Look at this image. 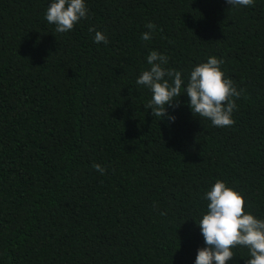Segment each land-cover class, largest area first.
I'll list each match as a JSON object with an SVG mask.
<instances>
[{"label": "trees", "instance_id": "16d2710c", "mask_svg": "<svg viewBox=\"0 0 264 264\" xmlns=\"http://www.w3.org/2000/svg\"><path fill=\"white\" fill-rule=\"evenodd\" d=\"M50 2L0 0V264H194L217 179L264 218V0H87L66 34ZM151 50L185 76L222 60L242 90L235 123L195 116L186 95L174 123L145 110L135 81Z\"/></svg>", "mask_w": 264, "mask_h": 264}, {"label": "clouds", "instance_id": "9594fccd", "mask_svg": "<svg viewBox=\"0 0 264 264\" xmlns=\"http://www.w3.org/2000/svg\"><path fill=\"white\" fill-rule=\"evenodd\" d=\"M225 2L230 9H239L253 6L255 0ZM88 17L87 0H51L45 11L46 21L60 34L69 33ZM146 27L149 31L141 34L144 41L152 38L155 25L148 23ZM89 31L95 33L94 43H108L107 36L101 31L92 27ZM146 62L149 67L139 74L135 83L151 93L144 109H151L154 117L174 123L176 117L168 113L167 108L186 95V105L195 116L220 128L235 123L233 112L238 108L236 100L241 97L242 90L226 76L221 67L222 60L209 56L192 66L186 76L182 71L167 68V56L157 50L148 53ZM93 167L104 174L105 169L99 164ZM203 199L206 210L198 222L195 220L203 237V246L197 249L194 264H228L235 256L233 250L238 247L248 250L246 264H264V218L245 210L243 193L217 179L204 192Z\"/></svg>", "mask_w": 264, "mask_h": 264}]
</instances>
